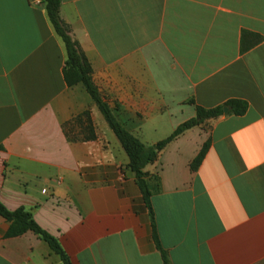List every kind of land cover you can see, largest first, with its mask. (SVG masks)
Wrapping results in <instances>:
<instances>
[{
    "label": "crops",
    "instance_id": "obj_1",
    "mask_svg": "<svg viewBox=\"0 0 264 264\" xmlns=\"http://www.w3.org/2000/svg\"><path fill=\"white\" fill-rule=\"evenodd\" d=\"M61 18L147 147L197 107L248 109L186 131L145 167L152 215L99 108L66 84L45 4L0 0V202L30 212L71 264H164L155 235L170 264H264V0H62ZM87 111L97 138L71 142L67 124ZM9 228L0 216V264H63Z\"/></svg>",
    "mask_w": 264,
    "mask_h": 264
},
{
    "label": "trees",
    "instance_id": "obj_2",
    "mask_svg": "<svg viewBox=\"0 0 264 264\" xmlns=\"http://www.w3.org/2000/svg\"><path fill=\"white\" fill-rule=\"evenodd\" d=\"M45 4L47 15L51 24L53 25L57 35L63 40L66 51L67 60L64 68V79L69 87H74L77 85H82L88 94L91 96L106 122L108 123L110 129L113 131L117 139L119 140L122 148L129 158V169L134 173L138 184L143 192L145 202L150 209L152 215L153 210L150 202V192L145 183L146 173L144 169L147 165L154 163L159 154L163 149L174 141L176 138L181 136L186 131L199 127L206 121L211 119H217L224 115V108H229V113L235 116H242L246 113L248 109L247 103L243 101H230L222 107H217L214 109H204L197 107L196 116L183 124H181L169 137L158 142L154 146H145L137 137L128 132L115 118L109 105L103 100L101 94L99 93L97 87L93 83L92 79V67L82 51L79 43L73 39L71 36V31L69 26L61 18V3L62 0H41ZM86 117L87 123L85 124L84 132H86L83 138L70 137L71 142L81 141H93L97 137L95 135V129L92 125V118L90 111L83 113L77 118L73 119L72 122H79V126L84 125L82 119ZM67 124V125H69ZM67 127V126H66ZM209 142H207L202 148L201 152L197 158L193 161L191 168L196 171L201 163L203 162L208 149ZM0 216L3 217L9 224L10 228L7 233L8 238L19 237L27 232H33L48 243L51 250L60 257L63 264H71L70 259L63 251L59 242L43 231L38 224L35 222L32 214L25 209H19L17 211H9L0 202ZM155 241L157 248L161 253L163 263L170 264L166 251L160 245L157 236L155 235Z\"/></svg>",
    "mask_w": 264,
    "mask_h": 264
},
{
    "label": "rangeland",
    "instance_id": "obj_3",
    "mask_svg": "<svg viewBox=\"0 0 264 264\" xmlns=\"http://www.w3.org/2000/svg\"><path fill=\"white\" fill-rule=\"evenodd\" d=\"M82 123H84V125L82 126L81 125L79 126V122H72L71 124L67 125V131L70 133L71 137H74V138L84 137L83 135L86 133L84 132V128H85V124L87 123L86 117L82 119ZM92 125L94 126V129H95L93 120H92Z\"/></svg>",
    "mask_w": 264,
    "mask_h": 264
},
{
    "label": "water",
    "instance_id": "obj_4",
    "mask_svg": "<svg viewBox=\"0 0 264 264\" xmlns=\"http://www.w3.org/2000/svg\"><path fill=\"white\" fill-rule=\"evenodd\" d=\"M229 112V109L228 108H225L224 109V113L227 114Z\"/></svg>",
    "mask_w": 264,
    "mask_h": 264
}]
</instances>
